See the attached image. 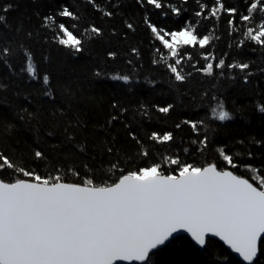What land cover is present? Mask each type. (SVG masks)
<instances>
[{
    "label": "trees",
    "instance_id": "obj_1",
    "mask_svg": "<svg viewBox=\"0 0 264 264\" xmlns=\"http://www.w3.org/2000/svg\"><path fill=\"white\" fill-rule=\"evenodd\" d=\"M221 2L226 8H236L237 14L221 11L217 17L209 16L215 0H162V9L147 5L146 0H0V15L7 18V25H0V48H27L40 74L50 77L48 86L42 79H30L21 71L22 58L13 61L11 70L0 65V154L41 176L55 175L59 169L66 182L75 183L86 177L98 184L110 182L121 170L161 162L166 155L188 163L226 166L218 155L220 147L233 155L250 151L251 158L244 156L236 162L264 168V113L257 107L264 105V47L244 36L260 17L257 14L252 22H243L245 0ZM201 4L205 12L197 17ZM7 5L11 8L4 13ZM65 6L76 19L58 15ZM173 6L182 10L179 16L171 13ZM48 16L53 20L45 27ZM146 17L158 31L170 33L195 25L199 38L210 35L204 48L198 44L178 48V67L186 76L183 82H177L167 67L176 58L161 59L169 52L147 27ZM60 23L81 39L80 52L55 39L62 36ZM92 27L100 34L92 33ZM209 53L213 65L220 58L226 65L214 68L211 76L199 71ZM234 63H247L249 68L242 72L227 67ZM117 75H127L128 83L113 80ZM211 96L224 101L234 117L231 121L222 124L210 118ZM168 104L173 105L168 114L157 111ZM185 120L205 123L193 132ZM177 124L181 126L177 128ZM154 131L161 135L172 132L174 140L157 144L149 139ZM205 136L208 147L196 151L200 145L192 141ZM38 150L45 154L44 159L35 158ZM144 151L148 157L141 155ZM112 164L119 167L113 170ZM230 170L258 185L257 174L246 168ZM10 173L12 170L5 169L0 175L8 179ZM258 175L264 178V171ZM155 253L152 264H242L217 240H207V246L200 249L181 236ZM253 264H264V243Z\"/></svg>",
    "mask_w": 264,
    "mask_h": 264
},
{
    "label": "snow or ice",
    "instance_id": "obj_2",
    "mask_svg": "<svg viewBox=\"0 0 264 264\" xmlns=\"http://www.w3.org/2000/svg\"><path fill=\"white\" fill-rule=\"evenodd\" d=\"M245 2L247 14L241 15V20L252 22L257 14L260 19L255 28L247 27L244 36L264 47V0ZM146 3L156 9L164 7L162 0H146ZM215 4L208 12L211 17H217L221 11L230 16L237 14L236 8H226L221 0H215ZM10 8L11 5L5 6L3 12L7 13ZM181 11L175 6L171 8V13L177 16ZM204 12L205 5L201 4L195 16L200 17ZM58 15L77 18L67 6ZM104 15L111 13L104 12ZM51 20L52 16L45 17L44 26L47 27ZM145 23L168 50L169 56L161 57L165 62L178 57V48L197 44L204 48L211 39L210 35L199 38L195 25L169 33L162 29L158 31L147 17ZM233 23L230 19L229 24ZM0 25H7L6 15H0ZM128 27L133 26L128 24ZM90 31L100 34L95 27ZM59 33L62 36L57 35L55 39L60 45L76 52L82 50L81 39L65 24H59ZM169 35L171 42L166 39ZM210 56L211 53L204 56L208 62L199 69L208 76L213 75L214 68L226 66L223 58L213 65ZM19 58L24 61L22 72L30 79H42L43 85H49V75L40 74L30 50L23 46L19 51L0 48V65L11 70L13 61ZM180 65V58L167 64L177 82L186 79ZM227 67L243 72L249 65L234 63ZM112 79L126 84L129 81L127 75ZM257 107L264 113V105ZM172 108L173 105L168 104L158 107L157 111L168 114ZM208 110L210 118L222 124L234 118L226 110L224 101L216 96L209 98ZM183 123L196 132L199 124L205 121L185 120ZM180 126L176 125L177 128ZM129 135L136 139L134 134ZM149 139L157 144H167L174 140V135L154 131ZM192 143H198L200 147L196 151L203 152L208 147V137ZM184 151L187 153L188 150ZM141 155L148 157L149 153L144 151ZM218 155L226 166L214 162L188 163L179 156L166 155L161 162L121 170L116 179L98 184L92 177L84 178L82 183L66 182L59 169L55 175L41 176L35 170L13 164L0 154V173L5 169L12 170L11 178L0 175V264H152L154 250L166 245L180 232L187 233L201 247L207 246L206 238H219L243 261L253 264L258 244L264 243V178L258 175L264 168L236 162L244 156L251 158L253 153L250 151H237L233 155L220 147ZM34 156L37 160L45 158L39 150ZM118 167V164L111 166L113 170ZM240 167L257 174L254 178L258 185L230 170ZM68 171L80 175L76 169L69 168Z\"/></svg>",
    "mask_w": 264,
    "mask_h": 264
},
{
    "label": "water",
    "instance_id": "obj_3",
    "mask_svg": "<svg viewBox=\"0 0 264 264\" xmlns=\"http://www.w3.org/2000/svg\"><path fill=\"white\" fill-rule=\"evenodd\" d=\"M181 236H184V237H186V238H188L189 240H191L192 242H193V244L197 247V248H200V249H202V248H204V247H201V246H199V245H197L196 243H195V241H193L192 239H191V237L187 234V233H184V232H180V233H177V234H174V237L173 238H170V241L169 242H166V245L168 244V243H170L172 240H174V239H176V238H178V237H181ZM207 240H217V241H219L226 249H227V251L236 259V260H238L239 262H241L242 264H247V262H245V261H243V259L241 258V257H239V254H237V253H233L232 252V250L230 249V248H228V246L227 245H225V244H223V242L222 241H220L219 240V238H206ZM259 245L260 244H258V248H259ZM165 246V245H164ZM164 246H161L159 249H161L162 247H164ZM158 249V250H159ZM157 250H154V252H156ZM257 257H258V253H257ZM257 257L256 258H254V261L257 259ZM253 261V262H254Z\"/></svg>",
    "mask_w": 264,
    "mask_h": 264
},
{
    "label": "rangeland",
    "instance_id": "obj_4",
    "mask_svg": "<svg viewBox=\"0 0 264 264\" xmlns=\"http://www.w3.org/2000/svg\"><path fill=\"white\" fill-rule=\"evenodd\" d=\"M169 41L171 42V37H170Z\"/></svg>",
    "mask_w": 264,
    "mask_h": 264
}]
</instances>
